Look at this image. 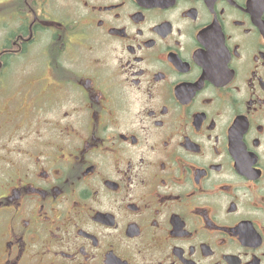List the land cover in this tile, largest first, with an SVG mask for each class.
<instances>
[{
    "label": "flooded vegetation",
    "instance_id": "flooded-vegetation-1",
    "mask_svg": "<svg viewBox=\"0 0 264 264\" xmlns=\"http://www.w3.org/2000/svg\"><path fill=\"white\" fill-rule=\"evenodd\" d=\"M0 5V264H264V0Z\"/></svg>",
    "mask_w": 264,
    "mask_h": 264
},
{
    "label": "rangeland",
    "instance_id": "rangeland-1",
    "mask_svg": "<svg viewBox=\"0 0 264 264\" xmlns=\"http://www.w3.org/2000/svg\"><path fill=\"white\" fill-rule=\"evenodd\" d=\"M1 2V0H0ZM9 2V0H8ZM14 6L12 5H0V41L2 40V38L7 34L8 30L10 29L9 27H7L8 25H12L13 21L11 23H9L8 21V17L10 16V11L13 10ZM13 74V68L10 67L8 70L5 71V78H8L7 82L10 84V90L13 88L14 86V82H15V78L12 76ZM4 85L6 86V81H4L0 87H4Z\"/></svg>",
    "mask_w": 264,
    "mask_h": 264
}]
</instances>
